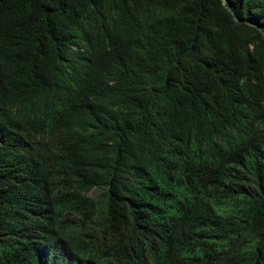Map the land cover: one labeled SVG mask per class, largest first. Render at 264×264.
<instances>
[{
	"label": "trees",
	"instance_id": "obj_1",
	"mask_svg": "<svg viewBox=\"0 0 264 264\" xmlns=\"http://www.w3.org/2000/svg\"><path fill=\"white\" fill-rule=\"evenodd\" d=\"M74 7L97 31L88 35L85 20L80 37L88 35L103 49L107 64L125 76L123 85L142 118L136 117L133 135L120 144L123 121L99 137L85 155L90 168L83 171L95 192L65 198V211L89 237L112 234L92 245L128 240L143 210L158 202L159 185H171L176 194L193 193L213 182L220 187L216 178L228 173V184L236 186L234 203L243 204L247 228L259 230L264 244V0H0V11L23 17L41 53L56 50L50 65L66 60L65 73H74L75 83L82 85L86 81L76 74L83 68L77 50L58 46L55 37L58 18ZM12 43L9 66L39 72L33 49ZM122 54L128 60L120 59ZM98 84L92 74L87 88ZM87 88L77 87L71 105L48 83L40 99L29 92L31 102L41 104L37 128L73 131L87 107L103 101ZM183 136L198 140L185 147L187 153L212 147L211 158L194 170L169 155ZM227 154L230 162L238 158L225 162ZM0 264L13 263L0 259Z\"/></svg>",
	"mask_w": 264,
	"mask_h": 264
},
{
	"label": "clouds",
	"instance_id": "obj_2",
	"mask_svg": "<svg viewBox=\"0 0 264 264\" xmlns=\"http://www.w3.org/2000/svg\"><path fill=\"white\" fill-rule=\"evenodd\" d=\"M68 12L58 18L55 37L58 46L77 50L83 68L76 74L86 81L82 85L75 83L74 73H65L66 60L50 65L56 50L41 53L22 16L0 11V259L13 264H264L259 230L247 228V210L234 203L236 186L228 184L230 173L216 178L220 187L213 182L193 193L176 194L171 185H159L158 202L143 210V219L128 240L92 245L112 234L89 237L86 228L65 211L66 197L95 192L83 171L90 168L85 155L99 137L123 121L120 144L133 135L136 117L141 118L131 90L123 85L125 76L107 64L103 49L88 40L97 32L92 29L94 22L89 23L75 7ZM85 20L89 33L81 38L80 24ZM13 40L17 47L33 49L39 72L30 66L18 70L9 66L7 53ZM120 59L128 57L122 54ZM71 68L74 71L72 62ZM45 72L52 75L50 81ZM92 74L99 84L87 88ZM45 83L55 87L66 105L72 104L77 87L101 95L103 101L88 106L73 131L39 130L41 104H33L29 92L42 98ZM197 141L183 136L169 155L194 170L212 156V147L197 146L187 153L185 147ZM229 160L227 154L223 161ZM222 189L231 191L224 195Z\"/></svg>",
	"mask_w": 264,
	"mask_h": 264
}]
</instances>
